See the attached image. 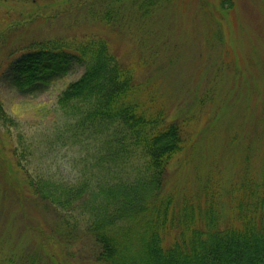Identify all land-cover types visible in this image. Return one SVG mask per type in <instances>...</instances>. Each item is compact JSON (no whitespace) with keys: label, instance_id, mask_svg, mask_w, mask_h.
Listing matches in <instances>:
<instances>
[{"label":"rangeland","instance_id":"1","mask_svg":"<svg viewBox=\"0 0 264 264\" xmlns=\"http://www.w3.org/2000/svg\"><path fill=\"white\" fill-rule=\"evenodd\" d=\"M79 2L0 0V105L7 116L0 120V264H25L35 253L34 264H50V254L61 264H95L86 236L56 242L51 230L59 218L34 203L19 178L20 151H28L31 170L66 180L81 170L87 152L77 145L49 149L51 138H71L57 98L82 68L33 94L1 79L8 61L32 41L98 33L132 64L144 95L184 126L166 189L194 193L211 175L225 189L245 171L256 178L264 171V0H164L116 25L93 20Z\"/></svg>","mask_w":264,"mask_h":264},{"label":"trees","instance_id":"2","mask_svg":"<svg viewBox=\"0 0 264 264\" xmlns=\"http://www.w3.org/2000/svg\"><path fill=\"white\" fill-rule=\"evenodd\" d=\"M163 2L79 3L93 20L116 25ZM75 67L82 73L57 98L70 118L65 127L71 138H51L49 149L77 145L87 151L81 170L66 180L31 170L28 151L16 153L31 200L59 218L51 230L56 242L72 244L86 236L95 264H264V171L261 178L245 171L225 189L212 175L200 179L194 193L166 189L170 167L184 147V126L168 120L165 107L144 95L135 68L103 35L32 41L8 61L1 79L33 94ZM6 118L0 105V120ZM37 256L25 264H34ZM48 258L61 264L52 254Z\"/></svg>","mask_w":264,"mask_h":264}]
</instances>
